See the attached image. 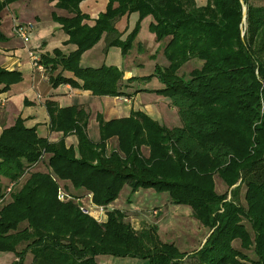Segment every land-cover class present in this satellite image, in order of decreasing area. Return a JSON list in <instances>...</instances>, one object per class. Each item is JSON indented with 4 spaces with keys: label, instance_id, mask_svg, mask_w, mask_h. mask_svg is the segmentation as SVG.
Segmentation results:
<instances>
[{
    "label": "trees",
    "instance_id": "obj_1",
    "mask_svg": "<svg viewBox=\"0 0 264 264\" xmlns=\"http://www.w3.org/2000/svg\"><path fill=\"white\" fill-rule=\"evenodd\" d=\"M17 1L0 0V19L3 9ZM49 1L67 13L50 16L67 36L63 44L72 47L39 54L42 68L51 72V87L69 84L93 96L125 95L121 69L82 66L80 58L101 38L104 50L118 47L125 56L140 21L150 16L148 29L163 42L167 65L156 64L140 78L161 83L151 91L176 109L180 125H160L139 110L108 120L97 113L99 138L93 141L84 107H59L47 100L48 129L61 133L50 141L17 116L0 132V177L13 187L27 177L0 202V252L14 255L10 264H25L27 256L29 264H96L99 255L145 264H264V5L107 0L89 23L79 8L82 0ZM133 12L137 20L121 38L124 31L115 21ZM193 59L199 66L180 74V67ZM20 80L19 71L0 67V91ZM69 135L75 136V145L65 143ZM112 138L115 146L108 149ZM39 163L45 169H35ZM215 175L226 187L223 192L215 191ZM59 187L69 198H57ZM123 187L131 194L166 192L171 204L188 206L209 231L203 244L187 253L161 241L156 225L134 228L118 199ZM87 194L103 207L100 220L80 210L79 200ZM115 200L118 207L111 206ZM126 202L133 201L128 197Z\"/></svg>",
    "mask_w": 264,
    "mask_h": 264
},
{
    "label": "crops",
    "instance_id": "obj_2",
    "mask_svg": "<svg viewBox=\"0 0 264 264\" xmlns=\"http://www.w3.org/2000/svg\"><path fill=\"white\" fill-rule=\"evenodd\" d=\"M195 1L199 5L205 3V0ZM106 2L107 0H82L79 3V8L83 13L90 17L89 23H92V20L97 14L105 9ZM21 10L29 15V22L32 23V29L29 32V45L27 46L26 44L28 42L24 44L12 30L15 23L25 21L20 20L16 14V12L19 14ZM53 12L61 16L67 15L64 10L58 9L54 6V1L49 0H20L7 6V8L3 9L1 13L0 31L5 36V39L0 41V67L6 70L19 71L21 73V80L9 85L6 90L0 91V132L3 128L11 126L15 118L20 116L24 119V125L26 127L34 126L39 136L46 137L50 141H56L61 133L50 131L48 129V116L44 107V103L47 100L54 101L59 107L73 104L84 107L89 113L86 128L87 134L89 121L93 118L95 120V115L97 113H101L103 118L108 120L111 118L128 116L131 110H139L143 112L141 107L133 106L135 97L141 93H151V90L160 88L161 83L159 82L157 86L147 89L144 86H138V81H141L142 79L140 77L152 73L156 64L160 66L167 65L162 53L163 42H157L153 33L148 29L151 20L150 16H146L140 21L137 36L133 42L132 48L129 50L130 53L126 54V56L121 55L118 47L112 46L107 50H104V41L102 38L93 47L86 50L81 55L80 64L82 66H99L105 64L117 66L122 70L123 83L121 90L126 94L114 97L93 96L88 91L73 88L69 84H60L57 87H51L48 83V77L51 72L44 69H37L32 66L27 50H34L39 54H42L49 53L55 47L62 51H67L72 48L70 45L63 44V41L67 36L60 28V25L51 20L50 15ZM136 20L137 13L133 12L127 16H122L115 21V27L117 30L124 31L121 38H124L132 29ZM128 56H131V58H128ZM125 58L127 62L124 61ZM123 61L125 62V68H123ZM133 65H137L138 69H142L144 66H147L148 68L145 73L136 74L135 71H138V69L132 68ZM57 72H59V69H56L52 74L54 75ZM62 75L72 77V74L67 71H64ZM130 77L139 78L137 80L134 79L131 82L126 81ZM2 86L3 85L0 84V89ZM159 102L167 107L174 108L170 106L168 101L161 95ZM114 139L115 138L110 139L109 142ZM65 143L75 145V136H67L65 138ZM34 168L45 169V165L39 163L36 164ZM8 182L9 181L6 178L0 177V193L4 192L3 190L9 185ZM68 188L69 191L73 193L80 192L73 190L70 186H68ZM166 200L163 199L161 204L151 206V208H163L159 220L162 219L164 213L168 211V205L171 204ZM118 202V200H115L111 203V206L118 207ZM156 227L159 239L164 241L160 238L159 223H157ZM198 227L202 230L201 236L200 239L195 240L197 242H194L195 246L192 250H196L200 247L208 233L203 226L199 225ZM170 233V230L165 232L166 235H169ZM172 239L175 240V238ZM193 239L194 238L191 237V235H186L185 240L188 243L186 245L190 246V242ZM164 242L173 243L180 251L187 253L192 251L186 250V246L181 247L177 241L176 243L168 240ZM14 259L15 257L12 253L0 252V264H10Z\"/></svg>",
    "mask_w": 264,
    "mask_h": 264
},
{
    "label": "rangeland",
    "instance_id": "obj_3",
    "mask_svg": "<svg viewBox=\"0 0 264 264\" xmlns=\"http://www.w3.org/2000/svg\"><path fill=\"white\" fill-rule=\"evenodd\" d=\"M249 2L254 5H264V0H249ZM16 14L18 15L20 20H25L26 22H29V15L26 12L21 10V12L19 13L20 15L17 12ZM242 28H243V25H242ZM27 45H29V41L26 44V46ZM128 58H131V56H128ZM124 61L127 62L126 58L124 59ZM124 61H123V68H125ZM198 66H199L198 62L193 59L185 63L182 67H180L179 72L180 74H183L184 76H186L187 73L192 68H195ZM132 68L138 69L137 65H133ZM147 68H148L147 66H144L142 69H138V71H135V73L136 74L145 73L147 71ZM154 78L152 77L149 80L138 81V86H144L147 89L153 88L157 86L159 83V81H157ZM159 100H160V95L155 92L141 93L135 97L133 106L141 107L143 112L147 113V115L152 117L160 125H164L167 127L168 126H179L180 119H179L176 109L167 107L166 105L159 102ZM88 136L93 141L94 140L97 141L99 138L97 121H95L94 118L89 121ZM115 143H116L115 139L111 140V142H108L107 148L110 149L114 147ZM142 153L146 155L147 149L142 147ZM26 177H27V174L25 173V175L20 179L19 183L16 186H14L12 190L19 187V185L22 183V181ZM214 188L217 193L223 192L226 189L225 185L216 175L214 176ZM128 197L131 201L135 203L126 202V199ZM166 197H168V194L166 192L156 193L152 189H139L135 193L131 194L127 187H123L121 191L119 192L118 199L120 202L123 201L120 204V206H122L123 208L127 207V209H125L126 210L125 212L127 214L126 220L129 221L134 228L139 229L142 227H146L148 225L157 226V223H159V227H160L159 233H160V238L162 240L174 241L175 243L177 241L181 247L186 246L185 247L186 250H192L195 246L194 242H197L195 240L200 239V236H201L202 230L201 228L198 227L200 223L197 222L192 217L191 210L190 208H188V206L176 205V204H169L168 211L164 213L162 219L159 220L162 214L163 208L162 207L160 208L152 207L151 208V206L161 204L163 199L166 200ZM82 201L86 202L85 198H83ZM166 201H168V198ZM158 209H161V210H158ZM203 228L206 231H208V229H206L205 227ZM168 230H170L171 233L169 235H166L165 232ZM186 235H191V237L194 238L193 240H191L190 246L186 245L188 244L187 241L185 240ZM172 238H175L176 241ZM234 243H237V242L235 241ZM234 243L233 245L237 246V244H234ZM29 260H30V257L27 256L25 259V264H29ZM96 264H145V261L141 259L118 258L114 256H109V255H99L96 257Z\"/></svg>",
    "mask_w": 264,
    "mask_h": 264
},
{
    "label": "built area",
    "instance_id": "obj_4",
    "mask_svg": "<svg viewBox=\"0 0 264 264\" xmlns=\"http://www.w3.org/2000/svg\"><path fill=\"white\" fill-rule=\"evenodd\" d=\"M32 29L31 22H17L13 25L12 30L13 33L24 43L26 44L29 41V32ZM28 56L31 60V64L33 67L37 69H43L42 65L40 64V55L37 51L28 50ZM13 185L9 184L4 190V197L0 199V202L6 198L8 193L12 190ZM57 198L60 200L67 199L69 196L65 193V191L59 187L57 191ZM85 198L86 202L82 201ZM79 200L80 202V210L84 213H88L94 218L100 220L101 217L104 216V209L101 206L94 205L90 200V195L87 194ZM155 212V211H154Z\"/></svg>",
    "mask_w": 264,
    "mask_h": 264
}]
</instances>
